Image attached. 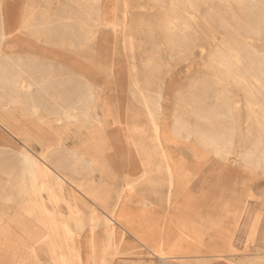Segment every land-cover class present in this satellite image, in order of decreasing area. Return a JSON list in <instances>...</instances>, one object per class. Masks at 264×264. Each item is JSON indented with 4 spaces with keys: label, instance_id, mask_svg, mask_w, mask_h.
<instances>
[{
    "label": "rangeland",
    "instance_id": "374dc122",
    "mask_svg": "<svg viewBox=\"0 0 264 264\" xmlns=\"http://www.w3.org/2000/svg\"><path fill=\"white\" fill-rule=\"evenodd\" d=\"M180 3L183 7V0ZM211 4L205 1L194 14L192 6H186L184 12L182 7H173L171 0H0V26L10 34L4 50L26 60L50 63L53 70L48 84H65L56 88L54 99L46 95L43 120L33 116L28 105L12 103L9 89L1 87L0 136L4 138H0V146L12 144L18 152L42 157L47 145L60 143L84 158L98 159V169L79 166L75 184H63L66 193L76 195L82 211L96 207L95 203L99 213L113 207L117 193L123 189L130 194L128 184H133L135 189L132 199L126 200V208L137 217L146 211L144 216L160 231L164 227L165 233L174 236L187 214L194 226V247L204 238L203 253L189 264H248L251 260L264 264V259L257 258H264V136L252 133L256 127L249 118L242 88L231 79L224 88L213 84L217 77L209 71L210 51L217 43L231 41L236 45L241 38L233 36L230 28L239 25L221 20L229 17L230 11L215 4L209 7ZM257 15L264 17V0L253 3L250 18L256 21ZM27 18L30 27L25 29L23 21ZM254 25L262 28L252 43L264 60V24L258 21ZM90 29L96 33L87 41ZM73 74L84 76L94 85L96 96L89 104L92 121L83 112L75 122L61 115L57 119L60 107L55 97L60 93L63 101H75L76 96L68 99L77 86L70 76ZM135 79L141 82L138 88L133 85ZM138 91L155 95L163 109L158 119L160 137L173 168L184 178L177 176L173 187L169 186L153 125ZM224 93L232 103L228 115ZM176 115L186 122L189 131L200 127L219 135L220 145L228 146L229 154L209 153L193 146L192 139L169 138ZM227 120H231L229 127H224ZM134 128L143 131L136 134ZM249 132L257 145L252 158L242 155ZM135 143L141 146L137 148ZM145 150L152 151L154 157L148 159ZM147 160H154V167L152 177L144 181ZM9 173V169H0V264H29L30 232L37 223L20 212L15 198L11 203L3 199L17 193L13 185L6 186ZM58 208L64 214L68 212L64 203ZM199 216L210 220L203 224ZM16 217L17 223L28 226L26 231L7 230ZM209 225L223 227L222 241L214 237L216 231ZM144 233L148 242L155 241L148 231ZM122 234V249L130 255L117 256L115 264H160L145 254L137 238ZM43 257L47 258L45 254Z\"/></svg>",
    "mask_w": 264,
    "mask_h": 264
},
{
    "label": "bare ground",
    "instance_id": "6f19581e",
    "mask_svg": "<svg viewBox=\"0 0 264 264\" xmlns=\"http://www.w3.org/2000/svg\"><path fill=\"white\" fill-rule=\"evenodd\" d=\"M205 1L207 0H183L182 7L180 0H171L173 7H182L184 12H186V6L189 8L192 6L194 14L199 13L198 7L205 4ZM209 1L212 3L209 7L215 4L217 7L221 6L230 11L228 12L230 13L229 17L221 20L229 25H239L230 28L233 36L237 35L241 38L236 45L231 41L217 43L210 51L209 71L216 74L217 77L213 84L218 89L224 88L223 86H226L225 84L231 79L236 86L242 88L250 113L249 118L253 120L252 125L256 127L255 132L252 133H255V137L264 136V81L262 82L264 80V60L259 58L261 52L252 43V40L260 36L262 29L258 26L255 27L254 24L258 21L264 24V17L257 15L256 21L250 18L253 3L256 0ZM209 13L212 14L211 11ZM102 19L104 20V16ZM29 21L30 18L24 20L23 27L25 29L30 27ZM0 25H3L1 16ZM0 29L2 34L0 41V88L4 86V88L9 89L12 103L28 105L30 113L43 120L46 118L43 112L46 95H51V98L54 99L53 95L56 88L65 84L63 82H56L57 86L48 84V77L53 70V65L50 63H41L33 58L26 60L20 55L6 52L3 44L10 34L5 31L3 26H0ZM95 33L94 29H90L86 37L87 41L93 39ZM129 39L132 40L133 37L130 36ZM212 39L215 40V37L212 36ZM133 69L136 70V66ZM36 73H40L38 78H36ZM70 76L77 86L68 99L71 100L73 96L76 98L74 102H71L63 101L60 93L55 97L56 103L60 107L59 112L56 113L57 119L59 120L61 115L65 119L75 122L84 114L90 117H87L88 120L92 121V105L89 104L92 102L93 96H96L94 85L84 76L75 74ZM140 84L139 80H134V87L138 88ZM260 92H263L262 98L259 97ZM157 95L161 98L160 93ZM223 95L225 112L228 115L232 110V103L230 104V99L225 93ZM137 96L152 122L157 148L162 157V166L165 167L169 186L173 187V182L177 176L178 179L183 180L184 178L178 175L173 168L171 156L165 149L160 137L162 126L158 119L163 114V109L155 95L138 91ZM206 120L210 125V121ZM230 122L231 120H227L224 127H229ZM132 131L139 134L143 130L134 128ZM183 132H185L184 136L182 135ZM250 134L251 132L247 134L243 144L242 155L252 158L257 145L250 138ZM168 136L175 140L183 137L186 140L192 139L195 142L193 146L200 147L209 153L229 154L228 146L220 145L219 135L200 127L189 131L186 122L177 115L174 117V127ZM134 145L137 148L141 146L137 143ZM144 152H147L148 159L154 157L151 154L152 151L145 150ZM7 156L11 158L6 159ZM145 165L148 168L143 180L148 181L152 177L150 174L153 172L154 160H147ZM79 166L94 170L101 166V162L94 157L84 158L82 154L61 146L60 143L47 145L42 157H36L28 151L18 152L12 144L11 146H0V169H9L11 172L8 180H6V186L13 185L17 191L15 194L3 196V199L9 200L8 202L11 203L12 198H15L16 202H13L19 206L20 212L31 222L37 223L36 228L30 232L29 264H115L117 256L130 255L122 249L125 244L122 234L124 232L137 238L139 244L145 249V254L157 259L160 264H171L172 262L189 264L191 259L198 258L197 255L203 253L201 248L204 247V238H200L197 241L198 245L194 247L192 238L194 226H192V221L187 220V214L180 220V225L177 226L178 231L176 230V234L173 236L172 233H165L164 229L166 228L163 227L160 231L158 225H152L151 221L144 216L146 211H142L141 217L131 213V208H126L125 204L132 199V193L135 189L133 184H128L130 194H126L123 189L117 193L118 201L113 207H105L104 211L99 213V206L95 203L96 207H87L85 209L89 211H82L76 195L73 192L66 193L63 190V184H75L74 174L76 175ZM66 173H71L73 177L66 175ZM95 190L96 187L92 191ZM95 197L102 198L98 197L97 194ZM170 200L171 196H168L167 201L170 202ZM47 201L52 207H48ZM62 203L67 206L68 212L66 214L60 212L58 208ZM17 218L10 221L7 230L12 232L11 230L19 228L26 231L28 226L17 223ZM209 220L199 216V221H202L203 224ZM210 227L216 231L214 237L222 241L223 227L221 226L219 229ZM145 231L154 237V242L146 240ZM177 235L178 238L175 240ZM44 254L47 258L43 257ZM257 258L264 259L263 255H259ZM117 264L121 263L118 262ZM248 264H259V261L251 260Z\"/></svg>",
    "mask_w": 264,
    "mask_h": 264
},
{
    "label": "crops",
    "instance_id": "0c3cea01",
    "mask_svg": "<svg viewBox=\"0 0 264 264\" xmlns=\"http://www.w3.org/2000/svg\"><path fill=\"white\" fill-rule=\"evenodd\" d=\"M93 13V14H96V12H90V14ZM26 20V19H25ZM24 22V21H23Z\"/></svg>",
    "mask_w": 264,
    "mask_h": 264
}]
</instances>
